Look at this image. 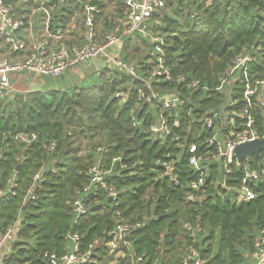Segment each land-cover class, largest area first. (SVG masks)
<instances>
[{
  "label": "trees",
  "instance_id": "obj_1",
  "mask_svg": "<svg viewBox=\"0 0 264 264\" xmlns=\"http://www.w3.org/2000/svg\"><path fill=\"white\" fill-rule=\"evenodd\" d=\"M29 1L24 3L28 11L34 6ZM114 1L109 13L105 0H72L66 5L49 1L46 5L55 4L49 29L58 21L66 42L80 41L82 18L76 14L86 4L95 5L99 12L94 16V39L101 42L104 34L121 26L123 0H108ZM206 1H167L158 28L173 76L199 79L210 88L206 93L182 89L195 116L224 100L214 88L236 56H249V73H264V0H209L208 5ZM22 6L16 7L17 17L26 15ZM151 47L139 37H128L120 54L126 59L128 53L134 54L138 73L144 76L154 62ZM0 55H15L2 40ZM96 74L95 82L83 78L69 91L38 88L0 98V190H5L0 196V229L19 219L3 263L46 264L44 253L68 252L71 242L65 236L77 233L81 251L91 246L87 264H181L192 237L206 264H249L253 241L264 238V179L255 187V199L248 202H232L228 192L210 181L199 200H186L194 172L178 142L148 132L155 112L145 102L135 107L139 81L108 66ZM118 90L127 92V102L114 97ZM235 90L232 98L240 97ZM182 122L175 133L185 135ZM17 132H33L36 139L23 144L2 135ZM204 134L195 123L186 142H201ZM51 142L55 147L48 151ZM98 147L102 152L96 151ZM260 158L264 159V150ZM98 159L110 170L107 179L117 189V202L113 204L101 188L91 189L86 212L74 223L71 202L87 185V168ZM246 161L250 167L261 164L254 155H247ZM163 162L172 164L170 174ZM38 171L33 198L25 199ZM215 179L213 166L210 180ZM115 211L121 221L140 222L119 247L122 257L109 254L107 247L118 220Z\"/></svg>",
  "mask_w": 264,
  "mask_h": 264
},
{
  "label": "built area",
  "instance_id": "obj_2",
  "mask_svg": "<svg viewBox=\"0 0 264 264\" xmlns=\"http://www.w3.org/2000/svg\"><path fill=\"white\" fill-rule=\"evenodd\" d=\"M26 1L0 0V41L7 45L9 53L15 54L10 57L0 55V98H10L15 93L11 88L13 77L24 78L29 75L56 78L80 64L103 60L109 68L117 69L139 81L135 107L145 102L152 106L155 112L148 132L161 140L171 137L183 148L186 163L194 172V177L188 183L189 192L186 200L190 202L199 200L208 181L210 184L220 185L229 193L230 200L236 204L255 199L257 196L255 187L264 179V159H258L261 163L258 167H250L246 161L247 156L244 160L232 157L236 145L264 136V74L248 72L249 56L242 54L236 56L220 78L218 86L214 88L221 93L224 89L227 91L226 102L207 108L195 116L192 113L194 105L188 104L190 98L185 96L182 89L186 92L206 93L210 88L199 79L184 75L174 77L170 67L165 63L162 49L164 40L158 28L161 24L160 11L166 2L171 0H123L121 26L104 34L101 42H96L94 39V16L99 9L95 5L86 4L76 14L82 18L81 39L71 43L66 42L65 34L61 26H58L57 19L56 25L49 29L55 4H46L53 0H30L29 2L34 6L29 11L25 5ZM54 1L66 5L72 0ZM22 3L20 9L26 15L17 17L16 7ZM208 4H210L209 0L206 1V5ZM41 24L43 26H40ZM128 37H139L152 46L150 55L153 56L154 62L144 76H140L137 66L119 56L121 44ZM159 83H165L167 86L160 88ZM235 89L240 93L238 98L231 96ZM114 97L121 103L128 100V94L124 90L116 91ZM182 121L186 123L185 135L175 133L182 128ZM195 123L200 124L207 134H204L201 142L187 143L190 127ZM2 135L23 144L36 139V134L33 132ZM200 135L196 133L197 137ZM54 147V142H51L47 150L51 151ZM96 151L102 152V149L98 147ZM115 160L116 158H113L112 162ZM162 164L167 174H170L172 164L170 162ZM213 166L216 168L214 181L210 180ZM109 172L110 170L105 169L99 159L87 168V185L76 192L71 202L75 216L74 223L85 214L86 194L91 189L101 188L110 201L116 204L117 189L108 182ZM40 174V171L33 174L25 199L33 198L32 193L38 185ZM171 179L176 182L175 177L171 176ZM4 193L5 190H0V196ZM115 215L118 220L110 232L107 247L109 254L116 253L117 257H122L123 253L119 247L126 242L125 237L129 232L140 226V222L121 221L119 211H115ZM18 224L17 218L0 229V250L15 239ZM184 227H187V224H184ZM65 238L71 242L70 250L60 255L44 253L46 264L89 263L91 246L81 251L77 233L67 234ZM252 246L253 252L249 264H264V238H255ZM140 260L141 257H137L136 262ZM110 264L116 263L112 261ZM181 264H206L195 246L194 237L184 252Z\"/></svg>",
  "mask_w": 264,
  "mask_h": 264
},
{
  "label": "rangeland",
  "instance_id": "obj_3",
  "mask_svg": "<svg viewBox=\"0 0 264 264\" xmlns=\"http://www.w3.org/2000/svg\"><path fill=\"white\" fill-rule=\"evenodd\" d=\"M108 4V7L106 9V12H110V10L112 9L113 5H115V1L112 2H108V0H105ZM111 30V29H110ZM108 30V31H110ZM106 29V32H108ZM135 38H133L132 40H134ZM137 40V39H136ZM140 42V41H139ZM141 43V42H140ZM129 54V57L126 59L122 54H119V56L121 58H123L124 60H126L127 62L136 65V58H133L134 54ZM137 58L139 56H136ZM96 63H85V64H80L75 68H78L79 73H77L74 69H69L67 71L64 72L62 77H56V78H52V77H33V76H26V78L24 79H15L11 81V88L14 90L15 93H20V92H28L31 90H35L36 88H39L40 90H48V89H54V90H70V88L75 85L80 83L81 79L84 78L85 82H95V78H96V71L99 70L100 68H102L103 66H107V64H105V62L103 60H97ZM264 74V73H262ZM227 91L224 89L223 91V95H224V100L222 102H226L227 97L226 95ZM222 102H218L216 105H220Z\"/></svg>",
  "mask_w": 264,
  "mask_h": 264
},
{
  "label": "water",
  "instance_id": "obj_4",
  "mask_svg": "<svg viewBox=\"0 0 264 264\" xmlns=\"http://www.w3.org/2000/svg\"><path fill=\"white\" fill-rule=\"evenodd\" d=\"M262 150H264V136L260 139L236 145L232 152V157L237 160H244L247 155H254L257 159H260ZM127 239L128 237L126 236L125 240Z\"/></svg>",
  "mask_w": 264,
  "mask_h": 264
},
{
  "label": "crops",
  "instance_id": "obj_5",
  "mask_svg": "<svg viewBox=\"0 0 264 264\" xmlns=\"http://www.w3.org/2000/svg\"><path fill=\"white\" fill-rule=\"evenodd\" d=\"M96 61H97V60H92L90 63H93V64L96 65V63H99V62H96ZM98 61H99V60H98ZM74 70H75L77 73H79L78 68H75ZM62 76H63V75H62ZM62 76H60V77H62ZM24 78H26V76H25ZM24 78H20V79H24ZM15 79H19V78H18V77H13V80H15ZM36 89H38V88H36ZM9 252H10V244L4 246V247L0 250V264H5V263H3V259H4V257H5Z\"/></svg>",
  "mask_w": 264,
  "mask_h": 264
}]
</instances>
